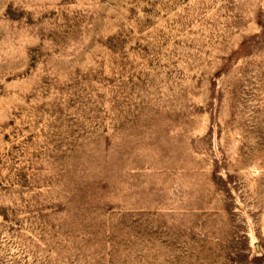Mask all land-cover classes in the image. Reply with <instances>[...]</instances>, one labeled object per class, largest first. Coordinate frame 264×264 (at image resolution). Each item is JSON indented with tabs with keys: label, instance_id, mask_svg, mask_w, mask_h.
<instances>
[{
	"label": "rangeland",
	"instance_id": "1",
	"mask_svg": "<svg viewBox=\"0 0 264 264\" xmlns=\"http://www.w3.org/2000/svg\"><path fill=\"white\" fill-rule=\"evenodd\" d=\"M0 264H264V0H0Z\"/></svg>",
	"mask_w": 264,
	"mask_h": 264
}]
</instances>
